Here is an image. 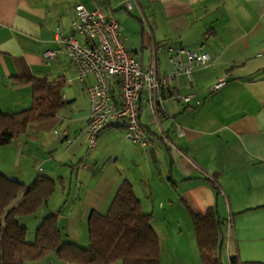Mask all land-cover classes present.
I'll return each mask as SVG.
<instances>
[{"label": "crops", "instance_id": "0c3cea01", "mask_svg": "<svg viewBox=\"0 0 264 264\" xmlns=\"http://www.w3.org/2000/svg\"><path fill=\"white\" fill-rule=\"evenodd\" d=\"M77 4L110 11L131 55L144 67L154 60L159 73L168 69V47L201 43L210 56L211 64L192 71L189 82L174 81L179 95L193 96L191 107L165 102L169 118L158 127L140 110L152 140L146 149L128 143L118 124L102 129L96 147L87 148V88L94 79H76L53 42L55 28L70 32ZM56 49L45 64L42 53ZM221 77L225 84L212 91ZM34 79L59 88L63 106L0 144L1 175L24 185L37 176L53 182L46 202L28 217L39 224L55 214L62 239L85 247L90 212L104 213L125 182L151 216L159 264H203L192 217L207 210L221 223L215 252L221 264L231 257L236 264H264V0H133L130 12L122 0H0V111L27 109ZM33 238L26 234L27 242ZM32 264L71 263L51 253Z\"/></svg>", "mask_w": 264, "mask_h": 264}, {"label": "trees", "instance_id": "16d2710c", "mask_svg": "<svg viewBox=\"0 0 264 264\" xmlns=\"http://www.w3.org/2000/svg\"><path fill=\"white\" fill-rule=\"evenodd\" d=\"M31 88L32 102L27 109L12 113L0 111V144L16 139L28 123L53 117L63 106L59 88L45 80H32ZM52 189L53 182L44 176H37L24 185L0 174V264H32L51 253L60 263L159 264V243L151 226V216L141 211L131 186L125 182L116 190L104 213L90 212L87 246L64 241L55 214L44 216L34 229L33 241L27 242V228L20 224L19 218L33 215ZM192 221L202 263L221 264L215 253L218 241L221 242V223L210 210L204 216H193ZM229 262L236 264L235 257Z\"/></svg>", "mask_w": 264, "mask_h": 264}, {"label": "built area", "instance_id": "2783aa9c", "mask_svg": "<svg viewBox=\"0 0 264 264\" xmlns=\"http://www.w3.org/2000/svg\"><path fill=\"white\" fill-rule=\"evenodd\" d=\"M122 5L130 12L133 0H122ZM53 42L66 53L76 79L83 80L87 75L94 79L87 88L88 114L84 130L88 149L95 148L99 132L113 124L122 127L123 138L128 143L146 149L152 140L140 122V110L144 109L150 122L158 127L163 119L169 118L165 102L174 101L191 107L189 102L193 96L179 95L174 81L184 77L189 82L192 71L211 64L209 54L200 43L192 47H168L165 73L158 72L154 60L144 67L127 49L120 36V26L111 12L102 7L89 10L82 4L74 6L70 32L64 34L55 28ZM59 49L44 51V63L53 61ZM110 81L116 84L115 95L111 92ZM224 84L225 78H218L211 90ZM195 104L200 103L195 100ZM175 131L178 135L182 132L177 124Z\"/></svg>", "mask_w": 264, "mask_h": 264}, {"label": "rangeland", "instance_id": "374dc122", "mask_svg": "<svg viewBox=\"0 0 264 264\" xmlns=\"http://www.w3.org/2000/svg\"><path fill=\"white\" fill-rule=\"evenodd\" d=\"M75 84H76V81H75ZM1 149H3V146L1 147ZM19 222L20 224L26 226L28 238L32 237V235H34L35 226L38 224V218L33 219L30 217H25V218L22 217V218H19ZM168 264H170V262Z\"/></svg>", "mask_w": 264, "mask_h": 264}]
</instances>
